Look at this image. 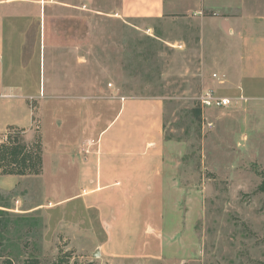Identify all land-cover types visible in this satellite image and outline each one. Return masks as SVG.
<instances>
[{"label": "rangeland", "instance_id": "rangeland-1", "mask_svg": "<svg viewBox=\"0 0 264 264\" xmlns=\"http://www.w3.org/2000/svg\"><path fill=\"white\" fill-rule=\"evenodd\" d=\"M50 1L62 7L52 38L67 46L43 51L50 85L34 90L20 133L41 144V174H0V264H264V0H202L200 11L176 0L155 19L119 17L120 0ZM30 69L40 76L38 51ZM86 76L163 99L162 175L148 165L86 196ZM206 88L231 106L204 108Z\"/></svg>", "mask_w": 264, "mask_h": 264}, {"label": "crops", "instance_id": "crops-1", "mask_svg": "<svg viewBox=\"0 0 264 264\" xmlns=\"http://www.w3.org/2000/svg\"><path fill=\"white\" fill-rule=\"evenodd\" d=\"M207 4L195 0L194 11H200ZM178 7L176 0L171 3L167 0H120L117 15L132 19L163 18L174 9L178 11ZM61 8L50 0H0V134L4 136L10 127L23 128L24 134L31 132L34 90L38 89L42 95L50 85L45 77L43 79V51L46 54L49 48L54 53L67 46L65 40L52 38V12ZM37 51L40 76L30 69ZM64 57L66 60L65 52ZM83 64L76 62L74 72L77 75L82 74ZM78 80L81 99L93 101L83 105L86 136L83 147L87 157L81 164V173L88 179L95 171L96 178L91 179V182L96 181L95 186L84 189L86 196L92 192L98 194L106 187L119 186V177L139 174L141 168L148 165L162 175L163 99L127 96L117 89L100 87L92 76ZM100 100L102 103H97ZM20 110H28L31 116V123L26 126L19 120ZM105 110L111 112L110 117H105ZM27 136L29 138V134Z\"/></svg>", "mask_w": 264, "mask_h": 264}, {"label": "trees", "instance_id": "trees-1", "mask_svg": "<svg viewBox=\"0 0 264 264\" xmlns=\"http://www.w3.org/2000/svg\"><path fill=\"white\" fill-rule=\"evenodd\" d=\"M34 120V117H33ZM16 130V131H15ZM15 131V132H14ZM16 132L18 135L14 136ZM23 128L10 127L5 134L6 140L0 138V174L14 176L39 175L42 172V149L39 141L27 144L24 140ZM261 190L264 191V181L261 183ZM11 263L6 259L5 263ZM36 264V260L32 261ZM58 264H63L59 261Z\"/></svg>", "mask_w": 264, "mask_h": 264}, {"label": "built area", "instance_id": "built-area-1", "mask_svg": "<svg viewBox=\"0 0 264 264\" xmlns=\"http://www.w3.org/2000/svg\"><path fill=\"white\" fill-rule=\"evenodd\" d=\"M217 76L215 73L214 77ZM199 101L204 108H226L232 104L230 97L221 95L214 88H206L203 90L199 96Z\"/></svg>", "mask_w": 264, "mask_h": 264}]
</instances>
